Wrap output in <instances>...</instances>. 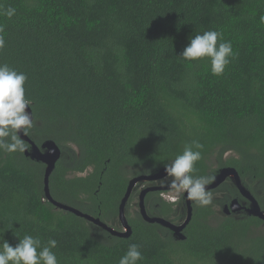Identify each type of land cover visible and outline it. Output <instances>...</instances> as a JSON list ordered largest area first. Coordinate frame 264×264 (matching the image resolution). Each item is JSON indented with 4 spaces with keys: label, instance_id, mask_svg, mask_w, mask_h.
I'll use <instances>...</instances> for the list:
<instances>
[{
    "label": "trees",
    "instance_id": "obj_1",
    "mask_svg": "<svg viewBox=\"0 0 264 264\" xmlns=\"http://www.w3.org/2000/svg\"><path fill=\"white\" fill-rule=\"evenodd\" d=\"M0 6L16 10L11 18L0 15V64L27 75L34 115L27 136L40 148L54 141L62 151L50 176L54 200L123 231L119 208L130 181L156 174L198 141L202 158L193 175L215 178L223 168L236 169L264 211V0H0ZM207 30L222 32L235 54L220 76L206 58L178 57L189 37ZM45 171L25 153L0 151V239L13 247L25 235L42 245L55 239L58 264H118L133 243L143 256L138 264H264V221L244 211L218 214L234 199L249 206L232 179L209 191L221 193L220 200L204 207L193 201L186 240L179 241L131 211L140 184L126 207L132 235L120 238L56 208L45 195ZM146 205L150 216L174 224L187 217L184 195L175 203L153 192Z\"/></svg>",
    "mask_w": 264,
    "mask_h": 264
},
{
    "label": "clouds",
    "instance_id": "obj_2",
    "mask_svg": "<svg viewBox=\"0 0 264 264\" xmlns=\"http://www.w3.org/2000/svg\"><path fill=\"white\" fill-rule=\"evenodd\" d=\"M15 11L12 7L5 9L0 6V15L8 18L13 17ZM260 22L264 23V15L260 17ZM2 32L3 26L0 25V33ZM4 46V38L0 35V49ZM178 57L186 61L206 58L211 74L220 76L235 58V54L231 42L224 40L222 32L207 30L189 37V43ZM26 81L25 73L18 72L7 64H0V151L6 153H25L28 146L19 134L23 132V135H28L27 130L34 126L32 114L26 111L32 103L25 95ZM202 147L198 141L186 144L182 154L165 164L164 181L167 183L162 181L170 194L186 193L187 199L200 207L212 203V193L206 190V185L214 179L193 175L196 163L202 158L199 150ZM18 239L19 243L15 247L0 239V264H58L56 254L52 251L57 247L55 239H49L46 245H42L39 237L31 235ZM142 259L139 245L133 243L128 246L118 264H138Z\"/></svg>",
    "mask_w": 264,
    "mask_h": 264
},
{
    "label": "water",
    "instance_id": "obj_3",
    "mask_svg": "<svg viewBox=\"0 0 264 264\" xmlns=\"http://www.w3.org/2000/svg\"><path fill=\"white\" fill-rule=\"evenodd\" d=\"M29 114H32L33 120L34 115L32 108L26 109ZM20 138L25 142L29 143L30 151L27 150L25 152L27 157H31L32 159L42 162L46 165L45 177H44V190L46 198L58 209L71 212L81 218L86 219L87 221L95 224L96 226L106 230L108 233L112 234L113 236L120 237V238H129L132 235V230L127 220L126 215V207L128 201L135 189V187L144 182H157L163 180L166 173L165 168L161 169L154 175H143L132 179L129 183L127 192L121 202L119 208V220L121 222L123 231H118L113 227L109 226L108 224L101 221L99 218H95L91 215L81 212L78 209L70 207L68 205L62 204L56 200L51 195L50 191V176L53 173L58 161L62 157V151L57 143L54 141H47L43 144L42 148L37 146L27 135H23V132L20 134ZM232 179L235 183L237 189L239 190L241 196L246 199L250 205L246 207L243 205L238 199H234L223 207V213L226 216H231L233 214H240L241 212H246L249 216H255L264 221V211L262 210L258 200L252 195V193L244 186L242 182V178L239 175L238 171L234 168H223L221 169L217 175L215 176L213 182L211 184L206 185L207 191H213L221 187L227 180ZM169 191L165 186H152L144 189L141 191L139 196V211L143 217V219L150 224H158L162 227L169 229L173 232L174 236L179 241H185L186 236L184 234L185 229L191 223L193 218V201L187 199V194L184 193L185 201H186V208H187V217L181 224H174L169 220H166L162 217H152L148 214L147 205H146V197L149 193L152 192H167Z\"/></svg>",
    "mask_w": 264,
    "mask_h": 264
},
{
    "label": "rangeland",
    "instance_id": "obj_4",
    "mask_svg": "<svg viewBox=\"0 0 264 264\" xmlns=\"http://www.w3.org/2000/svg\"><path fill=\"white\" fill-rule=\"evenodd\" d=\"M214 168H216V166H213ZM167 182V181H166ZM166 182H163V183H166ZM145 186L144 183H140V185L137 187V191H140L143 187ZM137 191H136V196L134 198V201L132 203V206H131V211L134 213L136 210H138L139 208L137 207V203H138V197H137ZM184 195V193H180V194H170L169 192L168 193H165L163 195V197L167 200H169L170 202H175V203H179L181 197ZM222 198V195L221 193H218L216 195H213L212 196V199H216V200H220ZM179 206V204H178ZM178 206H176V208H178ZM223 209V208H222ZM217 211H218V214L220 215L221 212H223V210L221 211V209L217 208Z\"/></svg>",
    "mask_w": 264,
    "mask_h": 264
},
{
    "label": "flooded vegetation",
    "instance_id": "obj_5",
    "mask_svg": "<svg viewBox=\"0 0 264 264\" xmlns=\"http://www.w3.org/2000/svg\"><path fill=\"white\" fill-rule=\"evenodd\" d=\"M162 181L163 182H166V181H164V179L163 180H160V181H157V182H144V184H145V186L140 190V192L141 191H143L144 189H146V188H148V187H152V186H163V184H162ZM167 183V182H166ZM166 183H164V184H166ZM169 191H167V192H162V196L165 194V193H168ZM153 193V192H152ZM150 194V193H149ZM148 194V195H149ZM148 195H147V197H148ZM147 197H146V199H147ZM163 199H165L164 197H163ZM246 204V203H245ZM245 204H243V205H245ZM247 205V204H246ZM245 205V206H246ZM249 205H250V203H249ZM247 207V206H246ZM249 207V206H248ZM242 214V213H241ZM239 215V214H238Z\"/></svg>",
    "mask_w": 264,
    "mask_h": 264
}]
</instances>
